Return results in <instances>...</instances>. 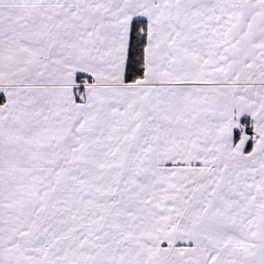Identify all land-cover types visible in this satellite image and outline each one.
Instances as JSON below:
<instances>
[{"label": "snow or ice", "instance_id": "snow-or-ice-1", "mask_svg": "<svg viewBox=\"0 0 264 264\" xmlns=\"http://www.w3.org/2000/svg\"><path fill=\"white\" fill-rule=\"evenodd\" d=\"M0 264H264V0H0Z\"/></svg>", "mask_w": 264, "mask_h": 264}]
</instances>
